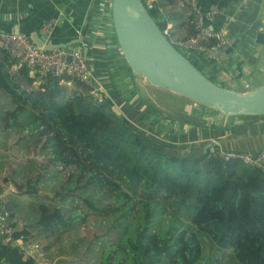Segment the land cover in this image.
Returning a JSON list of instances; mask_svg holds the SVG:
<instances>
[{"label":"trees","instance_id":"trees-1","mask_svg":"<svg viewBox=\"0 0 264 264\" xmlns=\"http://www.w3.org/2000/svg\"><path fill=\"white\" fill-rule=\"evenodd\" d=\"M159 6L155 2L147 10L163 29ZM190 27L191 35L194 30ZM255 43L259 54L264 47V31L256 33ZM257 58L252 55L250 64ZM11 62L6 53L0 55V89L18 102L19 112L26 111L23 104H28V126L51 145L50 160L73 165L78 170L77 182L85 177L87 185L106 194L108 201L96 208L110 211L112 225L117 229L134 212L129 236L139 254L134 251L122 255L117 243H111L105 264H202L204 260L209 264L200 244L204 239H209L220 253L231 249L233 264H264L262 169L237 159L223 161L210 155L209 149L200 154L170 153L165 144L135 129L109 97L103 103L75 92L68 97L58 78L43 80L36 89L23 90L22 82L31 86L36 79L29 77L24 67L11 75ZM234 63L235 60L223 68V79L217 82L203 73L224 86L226 79L242 74L239 63L232 68ZM241 117L259 118L238 116ZM117 179L132 193L122 190ZM31 189L34 185L29 184L25 192ZM134 194L139 198L136 201L132 199ZM167 207L170 213L159 217ZM54 210L50 213L41 207L38 222L43 232L69 224L63 209ZM22 232L28 234L24 229ZM0 263L39 264L24 257L10 241L0 243Z\"/></svg>","mask_w":264,"mask_h":264},{"label":"crops","instance_id":"crops-1","mask_svg":"<svg viewBox=\"0 0 264 264\" xmlns=\"http://www.w3.org/2000/svg\"><path fill=\"white\" fill-rule=\"evenodd\" d=\"M158 3L161 5L159 7L170 8L174 26L172 34L177 38L190 35L191 27L187 13L180 8L178 0H159ZM199 5L204 11L224 10L228 19L226 29L228 42L207 53L188 50L192 62L208 73L206 75L220 81L223 79L220 78V72L235 60L241 65L242 74L227 79L229 83L236 84L232 85V89L246 91L261 85L264 82V47L260 49L259 54L255 52V35L259 31H264V0H199ZM159 16L161 20V14ZM49 19L55 21L49 38L54 43L72 41V44H82L86 57V44L89 46V42L96 46L99 37L101 38L98 30L106 29L108 34L113 31V26L110 27L109 24V19L112 24L111 0H0L2 31L22 33L30 37L35 33L39 34L42 25ZM221 20L222 18L216 21V25H219ZM75 39L77 42H73ZM252 55L258 57L254 64H250L249 60ZM91 63L92 66L89 63L88 66L92 74L105 88L116 110L135 129L165 144L170 153L200 154L211 147V139H215L217 146L225 151L257 152L264 148V134H260V144L256 146L258 148L244 146L246 141L250 142L244 127L249 123V119L225 117L188 101L189 103H183L178 109L174 107V110L181 112L182 116H197L202 121L177 120L168 110L172 106L170 102L158 98L159 103H156L141 94L143 85L140 82L144 81L126 67L123 69V77L120 78L106 71L100 60L96 62L91 57ZM236 63L231 64L233 69ZM232 74L229 72V75ZM150 88L154 90V87ZM165 102L168 104L167 107L160 105ZM3 127L9 129L5 124ZM2 154L0 147V160H5L6 157ZM0 165L3 168L7 167L4 162H0ZM4 178L0 172V185L8 191L9 200L16 190L12 182L4 183ZM8 205L12 211L14 224L21 226L15 218L12 206L9 203Z\"/></svg>","mask_w":264,"mask_h":264},{"label":"rangeland","instance_id":"rangeland-1","mask_svg":"<svg viewBox=\"0 0 264 264\" xmlns=\"http://www.w3.org/2000/svg\"><path fill=\"white\" fill-rule=\"evenodd\" d=\"M109 24L111 27L110 19ZM113 31L111 34L103 28L97 31L101 38L99 37L96 46L89 42V46L86 44L87 58L91 66L92 57L93 61L100 60L106 71L122 78L123 69L126 67L129 71L130 68L122 57ZM176 48L191 58L188 50L182 47ZM3 54L5 53L0 50V55ZM93 54L94 56H91ZM91 68L93 70V67ZM9 73L14 75L16 72L9 71ZM204 73L208 74L205 71ZM139 79L144 81L142 78ZM216 80L214 81L217 82ZM36 81L37 83L31 86L22 82L21 88L23 90L36 89L43 80ZM140 83L143 85L140 92L144 97L156 103H159L158 98L166 100L172 104L170 109L168 108L172 112L171 115H181V112L174 110V107L178 109L180 105L188 101L163 89L154 88L152 90L151 85L149 86L145 81ZM232 85L236 84L229 83L227 79L224 81V86L232 88ZM240 88H242L241 85ZM65 94L70 97L73 92L66 90ZM18 105L12 96H8L0 89V129L2 128L0 147L2 155L6 157L0 162H4L7 166L3 168L0 165V172L5 176L4 183L12 182L15 186L16 191L10 196L8 203L12 206L15 218L21 224V229L26 230L28 235L32 236V239L42 248L43 262L46 261L47 264H105L111 243H117L122 255L134 251L138 255L139 250L135 248L129 236L130 222L135 217L134 212L128 215V220L119 229H117L118 226L112 225L113 221L110 219L112 213L96 208V206H102V201H108L106 194L93 185H87L85 177L77 182L78 170L72 167L73 165L68 166L50 160L51 145L46 143L40 134L31 131L28 126L30 118L28 104H25L26 111L23 113L17 110ZM160 105L168 106L167 102ZM15 112L14 120L13 113ZM4 124L9 129L3 127ZM263 125L264 118H249V123L244 127L245 133L250 137L248 138L250 142L246 141L244 146H250L251 149L258 148L256 146L260 144V134H264ZM117 181L122 190L130 192L121 180L117 179ZM29 184L34 185V189L26 193ZM98 193L99 196H97ZM63 196L65 200L62 199ZM132 199L136 201L139 198L134 194ZM90 203H93V206ZM42 206H45L50 213H53L55 208L63 209L70 219L69 224H66L64 228L56 226L52 231L43 232L38 222ZM135 209H139L138 205ZM170 211L171 208L167 207L166 211L159 213L158 216L165 217ZM200 244L201 248L204 246L209 264H233L231 249H224L220 253L217 246L209 239H204ZM205 262V260L202 261V264Z\"/></svg>","mask_w":264,"mask_h":264},{"label":"built area","instance_id":"built-area-1","mask_svg":"<svg viewBox=\"0 0 264 264\" xmlns=\"http://www.w3.org/2000/svg\"><path fill=\"white\" fill-rule=\"evenodd\" d=\"M159 0H146V8L152 7ZM179 6L185 10L189 25L194 33L184 37H175L173 22L169 7H158L161 20L164 22L162 32L175 47L185 50L207 53L214 51L228 42L226 29L228 19L222 9L202 10L199 0H178ZM222 18L219 25L216 21ZM55 21L47 20L38 34L39 39L47 40L52 32ZM0 49L12 62L9 70L16 71L24 67L29 77L42 81L48 78H58L67 91L85 95L95 103H103L108 94L100 82L92 74L84 47L82 44H70L45 50L38 47L28 35L8 33L0 30ZM209 154L229 161L240 160L264 171V148L257 152L225 151L217 146V141L211 139ZM8 191L0 185V243L10 241L19 248L24 257H31L39 264H45L44 253L40 245L32 237L22 232V227L14 224L12 211L8 205ZM18 233L15 237L14 234ZM36 252V255H35ZM1 264V263H0Z\"/></svg>","mask_w":264,"mask_h":264},{"label":"water","instance_id":"water-1","mask_svg":"<svg viewBox=\"0 0 264 264\" xmlns=\"http://www.w3.org/2000/svg\"><path fill=\"white\" fill-rule=\"evenodd\" d=\"M111 19L130 71L152 87L174 93L225 117L264 118V82L246 91L216 84L169 41L142 0H111ZM30 39L45 50L72 44V41L54 43L51 38L44 41L39 39L38 33ZM175 119L202 121L193 115L175 116Z\"/></svg>","mask_w":264,"mask_h":264},{"label":"clouds","instance_id":"clouds-1","mask_svg":"<svg viewBox=\"0 0 264 264\" xmlns=\"http://www.w3.org/2000/svg\"><path fill=\"white\" fill-rule=\"evenodd\" d=\"M10 71V70H9ZM67 90V89H66Z\"/></svg>","mask_w":264,"mask_h":264}]
</instances>
